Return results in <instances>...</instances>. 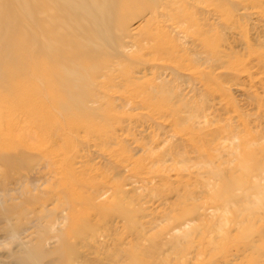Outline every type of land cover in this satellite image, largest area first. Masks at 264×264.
Listing matches in <instances>:
<instances>
[{"label":"rangeland","instance_id":"rangeland-1","mask_svg":"<svg viewBox=\"0 0 264 264\" xmlns=\"http://www.w3.org/2000/svg\"><path fill=\"white\" fill-rule=\"evenodd\" d=\"M11 10L0 0L1 45ZM134 12L124 59L95 98L100 106L87 112L91 122L75 117L56 144L47 136L25 143L50 159L42 195L23 210L42 219L31 230L29 264H130L129 254L145 251L156 263L264 264V206L235 222L212 201L228 180L241 181L237 196L254 201L255 183L264 198V173L208 175L185 138L198 135L211 153L241 146L237 153L257 152L264 164V0H178L165 11L172 21ZM218 160L212 165L222 170L239 166L235 156ZM37 201L46 202L42 214ZM30 219L19 216L6 228L0 221V241L9 244V232ZM246 231L258 252H236ZM4 252L0 264H7Z\"/></svg>","mask_w":264,"mask_h":264},{"label":"bare ground","instance_id":"bare-ground-1","mask_svg":"<svg viewBox=\"0 0 264 264\" xmlns=\"http://www.w3.org/2000/svg\"><path fill=\"white\" fill-rule=\"evenodd\" d=\"M9 1L12 10L7 15L12 25H9L7 45L0 44V210L5 212L0 221L5 223L6 228L19 216L31 219L19 231L9 232L6 239L9 244L0 241V249L5 250L7 264H29L30 258H33L28 251L31 230L37 228L42 219L33 218L32 214L23 210L24 206L30 205L32 196L42 195L45 185L43 171L50 168V159L46 152H35L25 143L47 136L53 138L52 142L56 144L65 124H73L75 117L87 118H79L83 123L91 122L88 119L94 116L87 112L100 106L95 98L104 94L107 82L116 79L113 74L117 63L124 59L127 17L134 11L145 10L151 20L172 21L174 17L168 15L170 10L165 11L176 5L178 0ZM176 24L181 25V22ZM153 49L161 52L158 44ZM162 51L165 52V49ZM175 66L179 67V64ZM123 78L120 82L124 81ZM174 110L171 112L176 114ZM215 135L218 137L220 132ZM185 138L192 152L203 161L201 168L208 175L219 178L231 170L250 176L264 173V164L255 160L257 152L237 153L241 150V146L239 149L237 146L220 151V156L218 149L211 153L198 135L189 133ZM230 138L236 140V135L227 137V140ZM230 156L238 157V167L222 170L212 165L219 162L218 159ZM70 169L73 170L71 165ZM240 185L239 180L225 181L219 193L212 197L213 203L221 204L225 213L236 216L232 219L235 222L243 215L251 219L254 216L253 207L264 206L257 184L252 186L254 194L257 193L254 201L247 194L236 195ZM35 204L38 214L46 211V202L37 201ZM18 210H22L20 214L15 213ZM192 221L185 220L183 223ZM246 233L241 238L243 244L237 242V247L242 248L236 252H258L257 247L245 239ZM16 251L17 254L14 253ZM155 255L145 251L143 254L131 253L128 257L130 264H167L164 260L154 262Z\"/></svg>","mask_w":264,"mask_h":264}]
</instances>
